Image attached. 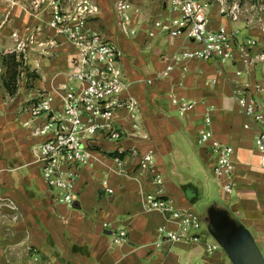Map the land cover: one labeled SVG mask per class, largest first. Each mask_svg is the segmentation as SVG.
I'll use <instances>...</instances> for the list:
<instances>
[{
    "label": "crops",
    "instance_id": "1",
    "mask_svg": "<svg viewBox=\"0 0 264 264\" xmlns=\"http://www.w3.org/2000/svg\"><path fill=\"white\" fill-rule=\"evenodd\" d=\"M96 2L100 14L91 27L121 53L129 84L122 97L138 102L139 127L133 128L126 111H118L114 124L122 138L101 142V149L81 170L75 203L79 208L53 200L31 152L41 141L33 135L39 120L30 119L26 110L39 93L69 82L75 51L48 27L50 0H42L38 8L31 2L24 5L23 29L34 39L25 59L38 77L24 99H15V122H0V264H226L225 258L232 264L213 235L214 229L222 228V216L251 235L264 259V168L254 143L255 130L244 129L247 119L232 94L235 84H264V65L253 60L246 70L237 61L192 60L167 79L148 84L172 55L195 47L155 27V22L178 15L173 0H130L127 32L117 0ZM207 16L211 29L238 30L242 37L257 41L254 53L264 51L262 28L221 14L219 6L210 7ZM16 27V18L9 16L7 29ZM173 95L196 106L181 116L171 105ZM260 99L264 101V94ZM55 103L59 105L60 99ZM209 107L207 129L213 140L234 150L231 194L223 192L213 172L217 155L210 144L197 141ZM116 147L123 151L119 158L113 155ZM148 152L155 155L158 180L139 166ZM104 181L112 194L102 190ZM148 196L168 198L176 207L194 212L202 206L207 211L203 242L160 240L156 230L162 217L148 209ZM121 231L127 233L125 239H118ZM206 243L217 246L213 255L206 253Z\"/></svg>",
    "mask_w": 264,
    "mask_h": 264
},
{
    "label": "built area",
    "instance_id": "2",
    "mask_svg": "<svg viewBox=\"0 0 264 264\" xmlns=\"http://www.w3.org/2000/svg\"><path fill=\"white\" fill-rule=\"evenodd\" d=\"M173 4L178 15L155 22L156 29L172 38L183 37L195 47L172 55L165 69L148 80V84L167 79L175 69L183 68L192 60L237 61L246 70L250 69L253 60L264 65V51L254 53L257 47L254 38L242 37L238 30H229L226 26L209 27L207 13L210 5L205 0H173ZM50 7L48 27L74 48L75 54L71 59L73 72L63 87L39 93L26 111L30 119L39 120L33 135L41 141L33 147L32 153L42 179L56 203L72 207L78 199L79 174L89 163L92 153L101 149V142H119L122 138L121 131L114 124L115 114L126 111L136 129L139 127L136 121L140 118V110L133 97H122L129 84L121 67L120 51L112 41L91 27V21L100 14L96 0H50ZM116 8L123 31L127 32L131 18L128 15L130 0H117ZM220 13L224 14L225 10L220 9ZM229 16L234 20L238 18L233 11ZM232 94L247 119L244 129L255 130L254 143L264 168V101L260 99L264 94V84H235ZM56 98L60 99L59 105L55 103ZM170 102L181 116L196 106L195 102H185L174 95ZM211 112L209 107L197 141L201 145L210 144L217 155L213 172L223 192L231 194L234 150L213 140L207 129L211 124ZM122 153L120 147L113 151L117 158ZM155 160L154 153L148 152L142 156L139 166L158 180ZM102 185L105 193H113L105 181ZM147 207L162 217V223L156 230L160 240L187 245L203 242L202 221L194 211L178 208L168 198L154 196L147 197ZM126 235L121 231L118 239H125ZM205 245L206 253L213 255L217 246Z\"/></svg>",
    "mask_w": 264,
    "mask_h": 264
},
{
    "label": "rangeland",
    "instance_id": "3",
    "mask_svg": "<svg viewBox=\"0 0 264 264\" xmlns=\"http://www.w3.org/2000/svg\"><path fill=\"white\" fill-rule=\"evenodd\" d=\"M205 1L210 7L219 6V9H224L225 13L223 15H229L230 12L233 11L237 15V19L250 26L262 28L264 30V0ZM29 2H31L35 8H38L42 0H0V122H15V114L12 110L15 99L17 98L19 100L22 97L24 99L27 92L35 84V79L38 77L36 71H33V69L27 65V60L25 59V51H28L27 46L34 42L32 37L28 38L29 31L23 29L25 19L22 13V7ZM14 8H19L21 11L12 14ZM9 16L10 18L14 16L17 20V27L15 30L7 29ZM32 18L34 19L36 16H32ZM14 54L17 56L18 61L22 59L23 65L18 69L17 92L14 96H10L3 86V81L7 77V68L3 63V58L7 57L9 60V56ZM195 212L202 221L203 231L206 226L207 211L200 206L195 209ZM225 262L226 264H231L227 258H225Z\"/></svg>",
    "mask_w": 264,
    "mask_h": 264
},
{
    "label": "water",
    "instance_id": "4",
    "mask_svg": "<svg viewBox=\"0 0 264 264\" xmlns=\"http://www.w3.org/2000/svg\"><path fill=\"white\" fill-rule=\"evenodd\" d=\"M72 207L79 208L77 204ZM215 216L216 214H213L211 217L213 225ZM220 221L222 228L214 229L213 235L232 264H264L263 256L248 232L237 230L225 216H222Z\"/></svg>",
    "mask_w": 264,
    "mask_h": 264
},
{
    "label": "trees",
    "instance_id": "5",
    "mask_svg": "<svg viewBox=\"0 0 264 264\" xmlns=\"http://www.w3.org/2000/svg\"><path fill=\"white\" fill-rule=\"evenodd\" d=\"M9 60L7 57L3 58V63L7 68V77L3 81V86L7 90L8 94L10 96H14L17 92V79L19 77L18 69L22 67L23 61L22 59L20 61L17 60V56L11 55L9 56ZM21 73V72H20ZM121 157V156H119Z\"/></svg>",
    "mask_w": 264,
    "mask_h": 264
}]
</instances>
